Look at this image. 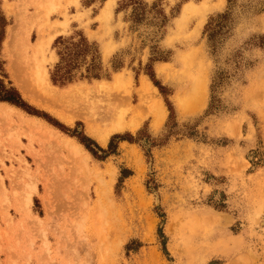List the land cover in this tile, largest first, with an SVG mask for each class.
<instances>
[{
	"label": "rangeland",
	"instance_id": "rangeland-1",
	"mask_svg": "<svg viewBox=\"0 0 264 264\" xmlns=\"http://www.w3.org/2000/svg\"><path fill=\"white\" fill-rule=\"evenodd\" d=\"M108 1L0 8V79L31 106L0 99V264H264V0ZM39 64L53 111L12 72ZM138 104L135 130H89Z\"/></svg>",
	"mask_w": 264,
	"mask_h": 264
},
{
	"label": "bare ground",
	"instance_id": "bare-ground-1",
	"mask_svg": "<svg viewBox=\"0 0 264 264\" xmlns=\"http://www.w3.org/2000/svg\"><path fill=\"white\" fill-rule=\"evenodd\" d=\"M114 1V0H113ZM30 2V1H29ZM27 5V4H26ZM111 8H112V2L109 0L108 2H107V4L105 5V7H104V10H103V14H108V13H110V11H111ZM207 8V7H206ZM24 9V8H23ZM188 9H186V11H187ZM32 11V10H31ZM185 11V12H186ZM56 28V27H55ZM46 36L47 37H49L50 36V34L49 35H47L46 34ZM53 36V35H52ZM39 39H36V41H34V43H35V48H36V51H38V50H40V48H43L46 44H48V42H50V40L52 39L51 38V36H50V38H46L45 36H39L38 37ZM8 39V38H7ZM33 43V44H34ZM50 44V43H49ZM5 48H6V46H5ZM7 50V49H6ZM10 62H13V61H10ZM9 62V63H10ZM43 66L44 65H42L41 66V64H39L37 67H36V69H35V72H34V75L36 76V79L33 81V80H31L29 77H27V75L25 76V75H23L22 73H20V70H17L16 68H15V66H13L12 65V72H14V76H15V78H16V80H17V83L19 84V87L21 88V90L27 95V96H30L36 103H38V104H40V105H42V106H45V107H47V108H49V110L51 109L52 111L53 110H55L54 108H56L55 107V105H53L52 103H47V102H45L43 99H41L39 96L40 95H38V93L37 92H39L38 91V89H37V85H39L40 86V88L42 87V89L44 88V90H40L41 91V94H43V96L44 97H46L47 99H49V100H51V101H56V102H58L57 100H60V98L62 97V96H60L58 93H57V90L56 89H49L48 87H47V79H48V77H47V73H46V70L43 68ZM14 67V68H13ZM120 72V71H119ZM121 73V72H120ZM119 77H121L120 75H117V77H115L116 79V81H120V78ZM123 77V76H122ZM122 80V79H121ZM147 80V79H146ZM149 81V80H148ZM47 82V83H46ZM54 82V81H53ZM36 83V84H35ZM196 83V82H195ZM153 84V83H152ZM152 84L149 82H144L142 85H141V94H142V96H145L146 94H148V92H150V90H151V88H153V86H152ZM51 85V84H50ZM155 85V84H154ZM192 86V85H191ZM18 87V86H17ZM156 87V86H155ZM154 89V88H153ZM157 89V88H156ZM191 89V88H190ZM192 90H196V88L195 87H193L192 88ZM44 91H45V93H44ZM152 91H154V90H152ZM157 91V90H156ZM194 91H192V93L191 94H189L191 97L193 96V99H194V96H195V94H196V91L194 92ZM147 92V93H146ZM40 93V92H39ZM60 93V92H59ZM61 93H63V92H61ZM158 93V92H157ZM180 95V94H179ZM66 96V95H65ZM190 97V98H191ZM155 98V97H154ZM186 98V97H185ZM62 99H64V98H62ZM182 99H184V97L182 98ZM145 100V99H144ZM180 100V99H179ZM31 101V100H30ZM158 101V102H157ZM2 102H3V100H2ZM2 102H0V103H2ZM32 102V101H31ZM190 101H188V103H189ZM4 103V102H3ZM7 103V102H6ZM185 103V102H184ZM198 103V102H197ZM163 104V103H162ZM161 104V102L159 101V100H156V102H155V107H154V112H155V119H154V124H155V126H157L162 120H163V118H164V116H165V113H166V110L164 109V107H163V105ZM181 104H183V103H181ZM186 104V103H185ZM3 105V104H2ZM140 105H141V103H140ZM140 105L138 104L135 108H134V113L132 114V116H131V118L129 119L128 118V120L125 118V112H124V110L123 109H119V108H115L114 109V111L113 112H110L109 114H107V115H109V120H107L106 122L107 123H105V121H104V123L106 124L105 126H104V128L102 129V130H100L101 128L99 127V128H95V129H93L92 128V123H89L88 124V128H89V130L92 132V133H94L95 135H96V137L99 139V141L101 142V143H105L106 144V142H107V140H108V138H109V136H110V132L111 131H113V130H121V129H124V128H126V127H129V128H132V129H134L135 130V128H137L138 126H139V124L141 123V121H142V116H141V113H142V111H140ZM165 105V104H164ZM7 106V105H6ZM13 106V105H12ZM183 106V105H182ZM0 107L2 108V106L0 105ZM10 107H11V105H10ZM10 107H9V109H10ZM20 107V106H19ZM184 107H185V105H184ZM192 107V106H191ZM4 108H5V105H4V107L1 109V112H4L5 110H4ZM8 108V107H7ZM12 108H15L14 106L12 107ZM106 108V107H105ZM17 109V108H16ZM3 110V111H2ZM19 110H21L20 108H19ZM182 110V109H181ZM184 110V109H183ZM18 111V110H17ZM6 112V111H5ZM11 112V111H10ZM23 112V111H22ZM56 112V111H55ZM143 113H145V112H143ZM57 115H59L64 121H66V122H68V123H71V122H73V120H74V117H75V115H70V114H67V113H64V112H57ZM145 115V114H144ZM89 120H91V119H89ZM75 121V120H74ZM90 122V121H89ZM95 121H93V123H94ZM97 122H99V120L97 121ZM35 123V122H34ZM37 123H39L38 121H37ZM71 124H73V123H71ZM86 124V123H85ZM97 124H99V123H97ZM96 124V125H97ZM35 125H36V123H35ZM100 125V124H99ZM38 127L40 126V124H38L37 125ZM50 126V125H49ZM48 126V127H49ZM56 126V125H55ZM102 126V125H101ZM43 127H45L46 128V124H44V126ZM40 128V127H39ZM42 128V127H41ZM54 128V127H53ZM157 128V127H156ZM64 131V130H63ZM88 131V130H87ZM57 132H58V130H57ZM65 132V131H64ZM47 133V132H46ZM56 133V132H55ZM54 134V133H53ZM58 134H59V132H58ZM89 134H90V132H89ZM54 136L55 135H53V138H54ZM92 136V135H91ZM48 137L50 138V136L48 135ZM61 137H63V136H61ZM74 137V136H73ZM93 137H94V135H93ZM59 138L57 137V139H56V137H55V139L54 140H58ZM63 139H65V140H62V141H67L66 143L72 148V149H74V151H76L75 153L77 154V153H80L81 151L82 152H86V151H83V150H85V148L83 147V145L82 144H80L79 143V141L77 142L76 140H74L72 137H65V138H63ZM58 141H61V139L60 140H58ZM56 144H57V142H55ZM59 145H60V143H58ZM62 144H64V143H62ZM58 145V146H59ZM62 147L63 146H61V149H62ZM86 149H87V147H86ZM68 151V150H67ZM74 151L71 153V152H69V154L71 153L72 154V156H73V153H74ZM74 153V154H75ZM68 154V155H69ZM75 154V155H76ZM86 154V153H85ZM88 155V154H87ZM80 156V155H79ZM83 156V155H82ZM86 156V155H85ZM84 156V157H85ZM90 156V155H89ZM71 158V157H70ZM77 158H79V157H77ZM76 158V159H77ZM81 158H83V157H81ZM66 160H68V158L66 159ZM70 160V159H69ZM71 162V161H70ZM258 224L262 227L263 226V224H264V218H262V219H259V221H258Z\"/></svg>",
	"mask_w": 264,
	"mask_h": 264
},
{
	"label": "trees",
	"instance_id": "trees-1",
	"mask_svg": "<svg viewBox=\"0 0 264 264\" xmlns=\"http://www.w3.org/2000/svg\"><path fill=\"white\" fill-rule=\"evenodd\" d=\"M60 69L56 71V73H53V79L54 81L58 82V80H62V82H64L65 79H60L59 78V73H60ZM62 75V74H61ZM69 78V77H68ZM0 99L1 100H8L12 103H15L17 105L23 106L25 108H31V106H29L27 104V102H25V100L22 98L21 94L19 93V91L15 88V87H8L4 81L2 79H0ZM35 112H38V110H34ZM84 142V138L82 140ZM86 141V140H85ZM86 146L90 149H92L90 147V145L88 143H86Z\"/></svg>",
	"mask_w": 264,
	"mask_h": 264
},
{
	"label": "crops",
	"instance_id": "crops-1",
	"mask_svg": "<svg viewBox=\"0 0 264 264\" xmlns=\"http://www.w3.org/2000/svg\"><path fill=\"white\" fill-rule=\"evenodd\" d=\"M17 1H19V0H0V8H4V7H6L5 5H6V3H9V4H11V3H14V2H17ZM16 9V8H15ZM15 14V16H16V13H14Z\"/></svg>",
	"mask_w": 264,
	"mask_h": 264
}]
</instances>
